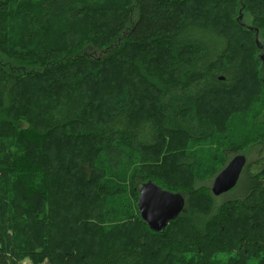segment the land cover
Segmentation results:
<instances>
[{"label":"trees","instance_id":"1","mask_svg":"<svg viewBox=\"0 0 264 264\" xmlns=\"http://www.w3.org/2000/svg\"><path fill=\"white\" fill-rule=\"evenodd\" d=\"M25 1L0 0V264H23L25 256L33 264L43 256L49 264L51 256L78 264H209L208 255L221 250L235 264H264V0H250L252 7L240 0L254 25L235 28L222 12L228 26L217 25L203 0H124L104 9L81 0ZM183 2L196 17L179 20ZM14 4L29 6L18 17L41 29L67 11L74 22L89 14L96 31L87 45L82 31H66L59 48L40 30L28 53L19 42L11 48ZM119 56L131 65L109 70ZM257 104L249 129L243 116ZM234 116L251 144L224 143V121ZM205 142L211 162L200 156ZM210 143L235 156L257 147L238 184L221 196L208 182L231 159L218 167L225 152ZM148 181L187 199L162 231L138 209ZM128 188L133 214L112 235L92 212L104 219Z\"/></svg>","mask_w":264,"mask_h":264},{"label":"rangeland","instance_id":"2","mask_svg":"<svg viewBox=\"0 0 264 264\" xmlns=\"http://www.w3.org/2000/svg\"><path fill=\"white\" fill-rule=\"evenodd\" d=\"M16 2L18 0H15ZM23 1V0H22ZM28 1V0H27ZM27 1H25L27 3ZM36 0H30L29 1V6L35 2ZM82 4L85 5L84 2L87 3H91L90 6H96L98 9H104V8H108L110 7V5H113L115 3L117 4H122L124 2V0H81ZM249 7L253 6V2H251L250 0H247ZM203 6L205 10H210L212 11V13L216 16L214 21L217 23V25L221 26L224 28L227 27V20L223 21L222 20V16H221V12L222 13H226L230 24L232 27L235 28L236 23H244L248 26L254 25V15L251 13V9H247L243 4L240 3V0H210V3L207 2V0H203ZM182 6L178 8V18L180 21H186V20H190L192 19V17H196L194 16L191 12H190V8H185L186 3H182ZM26 6L25 7H21L18 4H14L13 5V10L15 12V16L12 19L11 23H10V30H9V36H7V39L9 41V47H16L15 42H19L20 46H22L25 49V52H29L30 48L32 47V45L37 41V39H41L42 37V33L41 31H45L46 35L52 39H55V41H57L55 44H53L55 47H65L66 46V31H75V32H79L82 31V33L78 34L80 37V41L82 43V45H87L92 41L93 38V34L94 31H96V29L94 30L89 18V14L87 15L86 12H83L81 15V20H77V21H72L69 18L68 12L66 11L65 13L61 14L60 16H57L53 19H51L49 21V23H47L45 26L47 27V29H41V27L39 26H35L33 24H29L24 17H18V14L23 13L26 10ZM242 17V18H241ZM241 18V19H240ZM231 27V28H232ZM258 39L260 41L261 44H264V35H263V31L260 30V33L258 35ZM130 52H134L135 49H138V47H133L130 48ZM263 52H259V54ZM134 54V53H133ZM102 55V54H100ZM117 55V54H116ZM114 55V56H116ZM28 56V54H27ZM112 56V57H114ZM109 60V59H108ZM107 61V60H106ZM117 62V66H115L116 62L113 64H109V66L107 67L109 70L113 69L114 71L118 70L121 65H124L125 63H129L131 65V61L132 58L130 57H125V56H119L117 57L115 60ZM106 70V69H105ZM258 74L264 75V69H262L261 66H259V71ZM101 81V80H100ZM97 81V82H100ZM20 85V82H19ZM250 86V85H249ZM246 87V90L248 88L251 89L250 87ZM44 87H47V85H44ZM48 88H50L48 86ZM236 97H241V96H236ZM114 101V100H113ZM262 109V107L260 105H256L255 107H252L248 110V112H246L245 116H243V120L245 121V123L247 124L249 129H253V127L255 126L254 124V116ZM24 110V108H23ZM22 111V110H21ZM22 113H26L24 111H22ZM259 117V115H256V119ZM263 121H264V116H263ZM227 122V123H226ZM224 123H226L227 128L224 131L230 138H228V142H224V143H245L246 141H249L248 144H251L253 140H251V136L247 135V134H243L239 128H238V124L236 123V118L234 117H230V118H226ZM257 126H259L258 124H256ZM264 129V128H263ZM264 131V130H263ZM223 136L225 137L226 135L223 134ZM10 136L5 137L7 140ZM222 139V137H220ZM220 138H218V140H221ZM221 142V141H220ZM231 142V143H230ZM204 145V149L200 150V156L203 159H209V162H211L210 160V150L208 148V143L205 142ZM210 147L214 148L213 150H220L225 152L223 157L220 158V161L218 163V167L221 166L223 164V162L226 159H232L235 154L233 155V153L230 154L229 152V147L227 149H219L217 147H215V144L210 143ZM257 147H253L251 148V150H247V152H242L240 154H244L247 155V159L248 161L251 160L257 152V149H255ZM230 154V156H229ZM233 156V157H232ZM134 157V156H133ZM255 158V157H254ZM253 166V164L251 165ZM207 171L211 170V165H207L206 168ZM214 179V178H213ZM140 177H137L135 180L136 186L138 185V183L140 182ZM213 180H210L208 182L209 186H212ZM128 194H124L123 197L125 200H123V202H119L116 205H114L113 207L107 209L104 212V219H103V213H100V215L96 212H92L93 215V220L95 221H100L99 223L103 224L104 229H107L106 232L114 235L115 234V229L118 226L123 225V222L125 221V219L129 218L131 216V214H133V212L131 210L127 211V207L125 205H129L131 203L130 198H129V194H130V190L128 188ZM118 196H122V193L119 194ZM227 198L224 197V199ZM216 199H221L220 197H217ZM133 204V203H132ZM118 217V218H117ZM97 219V220H96ZM81 222L77 224V226H81ZM98 227L101 228V226L98 225ZM143 227V226H142ZM88 228V227H87ZM97 228L94 227L92 225L89 226V231L91 233V237L93 238L94 236V241L98 240V237L96 235H98L96 233H94V230ZM93 230V231H92ZM123 235H121L119 237V239H122ZM116 241V240H114ZM119 241V240H118ZM45 243H47V241H45ZM103 245L104 242H102ZM102 244H99L100 247L105 248V246H103ZM98 250H100L98 248ZM46 251H49L46 249ZM66 254V253H65ZM33 257H39V252L36 253L32 252ZM28 257L30 256H25L22 259V263L23 264H33L31 261L26 260ZM52 257V264H78V263H73L70 261V257H63L62 260L57 259L56 256H51ZM208 259H209V264H235L234 260H235V256L232 255V252L229 250H221V251H217V252H212L210 255H208ZM26 260V261H25ZM25 261V262H24ZM49 258L46 256H43L40 260V262L38 264H49ZM251 263V262H250ZM21 264V263H20ZM257 264H259V260L257 262Z\"/></svg>","mask_w":264,"mask_h":264},{"label":"water","instance_id":"3","mask_svg":"<svg viewBox=\"0 0 264 264\" xmlns=\"http://www.w3.org/2000/svg\"><path fill=\"white\" fill-rule=\"evenodd\" d=\"M246 163L247 157L244 154L231 159L213 180L212 193L221 196L233 189L238 184ZM137 205L141 218L149 227L154 231H162L184 211L186 198L181 193L165 190L153 181H148L140 185Z\"/></svg>","mask_w":264,"mask_h":264},{"label":"bare ground","instance_id":"4","mask_svg":"<svg viewBox=\"0 0 264 264\" xmlns=\"http://www.w3.org/2000/svg\"><path fill=\"white\" fill-rule=\"evenodd\" d=\"M215 179V178H214ZM160 186V185H159ZM161 187V186H160ZM163 188V187H162ZM164 189V188H163ZM165 190H167V189H165ZM170 191V190H169ZM171 192H173V191H171ZM179 193V192H178ZM183 195V194H182ZM186 198V197H185ZM186 205H187V199H186ZM186 207V206H185ZM172 221V220H171Z\"/></svg>","mask_w":264,"mask_h":264},{"label":"flooded vegetation","instance_id":"5","mask_svg":"<svg viewBox=\"0 0 264 264\" xmlns=\"http://www.w3.org/2000/svg\"><path fill=\"white\" fill-rule=\"evenodd\" d=\"M263 45V49H264V44H262ZM264 51V50H263ZM263 61H264V53H263Z\"/></svg>","mask_w":264,"mask_h":264}]
</instances>
